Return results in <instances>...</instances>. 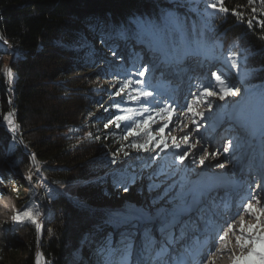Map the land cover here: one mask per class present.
<instances>
[{
	"label": "trees",
	"instance_id": "obj_1",
	"mask_svg": "<svg viewBox=\"0 0 264 264\" xmlns=\"http://www.w3.org/2000/svg\"><path fill=\"white\" fill-rule=\"evenodd\" d=\"M174 2L0 0V37L17 48L12 61L10 53H5V61L11 62L10 67L16 74L10 91L1 69L3 53L0 47V163L4 169L0 171V179L20 180L33 167V152L50 184L84 181L77 187L78 200L60 194L52 197L50 217L43 220L40 239L36 224L31 220L15 222L10 233L13 242L7 246L8 251L0 248L2 263L35 264L39 251L43 264H75L80 255V264L87 258H91L89 264H102L98 254L102 240L106 236L115 237L111 241L116 246L114 241L120 239L121 230L118 232L106 224L110 210L100 207L106 202H118L115 196L127 186L134 173L132 170L137 172L139 166L126 164L117 171L112 170L116 166L111 163L113 154L133 138L123 140L126 134L123 124L121 128L114 125L104 128L116 111L110 108L111 102L121 98L110 95V100L101 103L102 95L111 94L115 89L101 86L100 79L109 80L114 78V73L132 71L134 62L138 67L142 65L146 56L141 50L149 49L137 41L134 21L158 18L161 8L171 7ZM209 2L216 0H184L185 6L178 10L187 21L186 44L197 45L210 57L217 54V46L228 54L237 52L240 69L247 73L239 75L241 86L248 87L239 107L238 116H243L254 99L261 102L258 90L264 88V39H261L264 28L259 23L264 21L261 11L264 5L261 0H254L251 6L248 0H223L230 11L221 13L218 9L207 8ZM252 7L257 8L256 13L251 12ZM233 8L244 13L243 20L232 14ZM253 16V25L249 27L247 21ZM122 31L127 33L128 39L121 38ZM174 40L182 48L180 38L176 36ZM194 40L199 41V45ZM121 42L124 55L120 53ZM136 46L141 48L138 50ZM118 58L128 59V62ZM11 107L18 133H12L1 124ZM104 108L109 111L105 112ZM126 123L131 126L132 122ZM87 133L91 136H86ZM125 150L129 155L118 154V162L135 151ZM165 173L168 172L162 166L153 171L156 177ZM173 182L162 184L160 196H164ZM17 183L16 186L29 187ZM12 187L17 192L15 184ZM0 193H4L1 186ZM91 239L95 245L91 244Z\"/></svg>",
	"mask_w": 264,
	"mask_h": 264
},
{
	"label": "snow or ice",
	"instance_id": "obj_2",
	"mask_svg": "<svg viewBox=\"0 0 264 264\" xmlns=\"http://www.w3.org/2000/svg\"><path fill=\"white\" fill-rule=\"evenodd\" d=\"M253 4L254 0H248L249 6ZM261 4L264 5V0H261ZM184 6V0H175L171 7L161 8L158 18H137L134 21L137 41L145 44L166 64H180L191 54L187 48L182 49L174 40V37L178 36L181 45L186 43L187 21L186 17L178 11ZM207 8L218 9L221 13L230 11L225 7L223 0L209 2ZM231 11L238 20L244 19L243 12L236 8ZM261 11L264 12V8ZM251 12L256 13L257 8L252 7ZM254 19L255 16L248 19L249 27H252ZM259 23L264 28V21ZM192 32L195 36V24L192 26ZM120 36L128 39L126 32L122 31ZM261 39H264V36ZM3 42L9 44L6 39ZM194 42L199 45V41L194 40ZM237 55L235 51L229 52L227 61H230V69L235 70L237 75L246 76L247 73L240 69ZM132 68V71L114 73V77L122 78L114 79L110 85L115 89L110 95L121 99L111 102L110 108L116 111L104 124V128L108 129L109 125L121 128L123 124L126 126L123 140L128 141L129 137L133 138L117 149L111 163H118L116 157L120 153L128 156L126 148L137 152L154 153L155 155L148 157L153 161L160 153L175 149L178 150L172 152L175 161L183 163L191 154L193 163H197L196 153L193 151L197 148L202 153L198 157L199 165H205L209 157L218 159L222 154L210 153L203 143V138L200 137L201 122L207 118L205 109L207 112L214 110V101L210 98L215 97L219 101H225L226 97L239 95L240 89L229 84L222 73L213 71L210 77L214 79V85L197 82L195 85L197 91L190 92L192 99L185 100L184 105H178L170 98L157 99L161 93L156 86L145 79L146 72L151 69L150 64H142L138 67L134 62ZM4 75L9 81L13 78V72L8 67H5ZM258 93L261 98L259 127L250 126L240 117H233L239 125L240 132L235 138L228 140L223 154L241 149L245 144L251 148L252 141L257 135L261 151L264 153V88H260ZM129 104L136 107L127 106ZM104 111L108 112L109 108H104ZM145 113L148 115L145 116ZM11 116L12 113H8L3 119L8 123L10 130L15 132L16 125ZM136 117L141 118L136 119ZM174 117H176L175 121ZM126 122H132L131 126H128ZM174 122L182 133L179 137L171 135L173 129L169 128V124ZM154 124L157 127L153 131ZM86 136L90 137L91 133H87ZM140 137L143 138L137 139ZM193 138H196L195 143H191ZM182 144L186 147H182ZM215 166L223 168L224 164L217 163ZM261 169L260 182L255 189L249 185L247 195L242 198L240 204L233 201L229 206L228 201L223 199L217 203L210 197L213 185H193L187 176H184L169 185L164 196L158 195L148 205L138 207L129 204L123 210L109 213L106 224L122 231L119 232L120 239L116 246H113L110 236L102 240L98 248L102 264H130V256L134 252L133 244L137 235H139V246L136 250L139 257L137 264H216V260L225 255L229 264H264V160H262ZM37 171H39L38 167ZM165 174L173 175L171 172ZM25 178L31 181V173ZM2 183L4 181L0 179V184ZM149 188L155 189L157 185L151 184ZM123 190L129 191L127 186H124ZM244 199L247 202H243ZM221 205L224 211L221 210ZM232 208H235L236 212L225 219V212L231 213ZM241 208L243 214L240 213ZM39 215V212L33 214L31 211L18 210L13 214L12 220L14 222L31 220L36 224V230L39 233L40 225L36 221ZM245 216L250 217L251 221L246 223ZM218 218L223 219L224 224H221ZM229 220L231 222H228ZM154 233H158L159 238ZM205 252L210 253L207 260H204ZM41 260V254L37 252L36 264H41Z\"/></svg>",
	"mask_w": 264,
	"mask_h": 264
},
{
	"label": "rangeland",
	"instance_id": "obj_3",
	"mask_svg": "<svg viewBox=\"0 0 264 264\" xmlns=\"http://www.w3.org/2000/svg\"><path fill=\"white\" fill-rule=\"evenodd\" d=\"M0 47L2 48V73L4 75V69L5 67L8 66V68L11 69L10 67V63L8 60L5 61V51H3V49H8L11 51V55L14 54L15 51V56L17 53V48L14 47L12 49H10L9 44H4L3 39H0ZM137 47V46H136ZM120 53L122 55H124L125 51H124V47L123 44L121 42L120 45ZM141 48V46H138L137 49L139 50ZM183 48H187L188 51L190 52V48L188 46H183ZM228 48V47H227ZM13 50V51H12ZM222 47L217 46V54L215 55V58L212 59L213 62H207L209 60H199V57H196L195 60L198 61L197 64V69H202L204 67L207 68L206 70V74L208 73L209 69H214L217 68V66L219 67V65L217 64V62H221L223 66H221V68L226 72L224 74V72L222 73L224 75V77H226L227 81L229 84L235 85L238 89H240V93L239 95H237L236 97H226L225 101H219L217 98L212 97L210 99H212L214 101V110L212 112H207L206 111V116L207 119L205 121L202 122V127L200 129V137L203 138V143L208 147V150L210 153H224V147L226 146L225 143H227L228 141H226L227 139H231L230 137H227L229 134H233L234 137H236V135H238V133L240 132V128L239 125L237 124V121L235 119H233V117H236L235 114H233V110L238 109L241 106L243 100H242V96H243V92L248 89V87L246 86H241V78L239 77V75H237L235 70H231L230 69V61H227V57H228V53L227 50L225 52H222ZM194 51L196 52V47H194ZM142 53L145 54V61H143L141 64H150L151 65V69L149 72L146 73V80L156 86V88H161L158 91L159 93H161L160 96L157 97V99H162V98H167L164 97V93L163 90L166 91V89L170 88L169 86V82L172 80L171 78L176 77L178 79H180L181 77V73L179 71H177L176 73H170L169 75L163 76L164 80L162 83L160 84H156V77L158 76V74H162L164 75L163 69H162V65H164L163 61L159 58V56H154V54L150 51V50H141ZM201 53V52H200ZM203 54V53H201ZM154 56V58H153ZM188 59H193L192 57H187ZM116 59V58H114ZM120 61H124V63L128 62V59H122V58H118ZM238 61H240V59L237 58ZM12 61V59H11ZM7 64V66H6ZM166 64V63H165ZM168 65V64H166ZM184 65L182 63H180V67H183ZM177 67V66H176ZM11 71L13 72V78L11 81L8 80L7 77H5L7 83L10 85H13L15 82V78H16V74L15 72L11 69ZM191 71V70H190ZM215 70L210 71L213 72ZM189 72V71H188ZM217 72V70L215 71ZM221 73V72H218ZM171 76V77H168ZM114 79H117V77H114L112 79H100V85L101 86H105L108 88H112L110 85L114 82ZM245 79V78H244ZM170 80V81H169ZM175 84H177V86L179 85L176 81ZM202 82L205 84L211 83L212 85L215 84L214 79H212L210 76L209 78H203ZM186 89H188L186 87ZM216 91H218V89H215ZM11 91V89H10ZM189 92H191V89L188 90ZM107 92V91H105ZM102 100L100 101L101 103L106 102L108 100L111 99L110 97V93H104L102 95ZM176 96V92L174 91H169V97H175ZM171 100H174L173 98H170ZM183 100H181L178 105H184L185 100H190L192 99V97H185L182 98ZM177 103V100H174ZM10 103H12L11 99L9 100ZM257 99H254L252 104L249 106V111L246 113V117L243 119L245 122L249 123L250 126L253 125L255 126H259L260 121L259 118L261 116V102ZM186 106V105H185ZM257 109H255V107H257ZM11 110L9 113H11ZM14 113V112H13ZM12 121H14L13 116H11ZM173 119H176V117H174ZM217 120L215 122H213V120ZM2 123H5V127L6 129L10 130L8 123L3 119ZM14 124L16 125L15 121ZM226 124V125H225ZM170 126V124H169ZM157 125H153L152 129L153 131L156 129ZM223 127V128H222ZM218 128V129H217ZM170 129H173L171 132L172 136H178V134L180 133V131L178 130L177 125H175L174 127H171ZM222 131L224 132V135L222 136V138L220 137V140L217 139V137L219 136V132L218 131ZM11 131V130H10ZM168 130L166 129V132ZM12 133H18V126H16V131ZM217 132V134H216ZM214 133V134H212ZM232 135V136H233ZM227 138V139H226ZM214 139V141L212 140ZM196 138H193L191 140V143H195ZM218 141L220 142L218 144ZM258 143L260 144L259 141V136L257 135L256 138L252 141V144ZM225 145V146H224ZM247 145V144H245ZM11 146V145H10ZM10 146L8 147V150L10 148ZM185 146L182 144V147ZM186 147V146H185ZM221 149L222 151L218 152V149ZM28 150V149H27ZM173 151H178V150H170L166 153H160L159 156H157L156 160H149L148 157L150 155H155L154 153L150 154V153H145V152H137V151H131L130 156L124 160H120L118 162V164H116V166L112 169L117 171L119 168H122L123 166L125 167L126 164H134L139 166L138 171L136 172V170H132V172H134L131 176H130V180L127 183V187L129 189L128 192H125L124 190H119L118 194L115 196V199L118 200V202H106L104 203L100 208L104 211H109L110 213L115 212L117 210H123L126 205L129 204H134L136 206H141V205H148L149 204V200L150 197H156V196H160L161 193L160 188L162 187V184H169L170 181H178L180 180L181 177L187 176V178L191 181L194 182V180L196 181L193 185L197 184L201 182L200 185L202 184H211L213 185V188L211 192H214L215 189H217V185H220V187L218 188L219 190L221 189H228L227 187H225V184L230 185L231 183H236V181H232V178H236L235 177V166H230L228 169L227 164L224 163V159L220 158L219 156V160L217 162H214L213 157H209L208 159H206L205 161V165H199L198 163V157L199 155H201L202 153L199 152H195L196 153V157H197V163H193V159L191 154L189 155V157H186L185 160L183 161V163L179 162V161H175L174 157L172 155ZM235 152V151H234ZM238 154V153H237ZM232 159L236 157V155L232 156ZM231 159V160H232ZM238 161V160H237ZM236 161V162H237ZM213 162V166L211 164L210 167L207 168L208 165H210V163ZM217 163H223L224 167L220 168V167H216L215 165H217ZM31 164L33 165L32 168H29L28 171L26 172L25 175H22V178L20 180H15V181H9V180H3L4 183L0 184V186L2 187L4 193L2 194L3 196V202H6L8 204V210L9 211H5L3 212L0 209V248L3 249L4 251H8L7 246L12 244V240L10 239V233L14 230L15 228V222L12 220V216L13 214H15L18 210L20 211H31L33 214H35L36 212H39L40 215L38 217H36V221L37 223H39L40 225V231L38 234L39 239L41 238L42 235V224H43V220L44 218L48 217V212H50L51 210V199L53 196H56V194H60L63 195L66 198H70L73 200H78V196L76 195L77 192V187L82 184L84 181H74V182H70V183H66L62 186H66V190L64 193H61L60 191H56V189H54V186H52L48 181L47 178H44L41 173V165L39 164V162L36 160V158L34 157V153L32 152V159H31ZM157 166H162L168 173L171 172L173 173L172 177H168L167 175H161L159 177L154 176L155 174H153V171L155 170V168ZM37 167L39 168V171H37ZM226 168V169H224ZM137 169V168H136ZM3 170V165L2 163H0V171ZM112 172V171H111ZM136 172V173H135ZM29 173H31L32 175V180L29 181L28 179H26L25 177L29 175ZM199 174V175H198ZM153 176L156 178H153ZM13 178L17 179V176H12ZM168 177V178H167ZM167 178V179H166ZM223 178H229L228 181H230L231 183H229L226 179ZM199 179V180H198ZM238 179V178H237ZM17 182L21 183V184H28L29 187H24L22 188L20 185L16 186V184H18ZM157 184H156V183ZM12 184H15V189L17 192H14L15 190L12 187ZM151 184H156L157 188L155 189H150L149 185ZM170 194V193H169ZM174 194V193H172ZM161 203H163V201H161ZM50 217V216H49ZM48 217V218H49ZM236 219H239V217L237 216ZM248 222L251 221L250 217H247ZM112 230V229H111ZM116 230V229H114ZM118 232L119 230L122 231V229H117ZM37 231V230H36ZM113 232V230H112ZM118 232L116 233V235L118 234ZM157 234V233H154ZM115 235V236H116ZM119 235V234H118ZM115 237H112L111 240H114ZM92 240V239H91ZM119 240L115 239V245L118 243ZM92 245H95L94 240H92L91 242ZM135 244V242H134ZM39 252V251H38ZM40 253V252H39ZM82 254L84 253V251L82 250L81 252ZM37 254V253H36ZM41 254V253H40ZM42 257V256H41ZM208 258V257H207ZM81 255L78 256L75 259V264H80L79 262L81 261ZM90 259L91 258H87L83 260L84 264H89L90 263ZM226 262L224 264H229V260L226 256ZM136 259L133 258L132 262H134ZM3 259H0V264H9V262H4L2 263ZM35 264H36V259H35ZM41 264H43V261L41 260Z\"/></svg>",
	"mask_w": 264,
	"mask_h": 264
},
{
	"label": "bare ground",
	"instance_id": "obj_4",
	"mask_svg": "<svg viewBox=\"0 0 264 264\" xmlns=\"http://www.w3.org/2000/svg\"><path fill=\"white\" fill-rule=\"evenodd\" d=\"M4 41V40H3ZM13 48V46L12 47H10V49H12ZM2 49V48H1ZM3 51H5V53H11V51L10 50H8V49H3ZM13 51V50H12ZM15 56V51H14V54H10V58L12 59L13 57ZM186 60L187 61H191V62H193L195 65L194 66H191V68H186ZM201 60H205V59H202V58H200L199 57V60L198 61H201ZM198 61H196L194 58L193 59H188V58H184L183 59V61L181 62L184 66L183 67H180V64H175V63H172V64H168V65H166L165 63H163L164 65H162V69H163V72H164V75H162V74H158V76L156 77V84H160V83H162L163 82V80H164V77L163 76H166V75H169L170 73H176L177 71H179L180 73H181V76H183V75H185V74H187V70H191V71H195V72H202V74L201 75H203V73H206V70H207V68L206 67H204V68H202V69H197V64H198ZM206 61V60H205ZM6 66H7V64H6ZM177 66V67H176ZM8 67V66H7ZM220 67V66H219ZM187 69V70H186ZM177 70V71H176ZM168 77H171V76H168ZM172 80L171 81H176L179 85L177 86L178 87V89L179 90H181L182 89V87H183V80H184V78H182V77H180V79H178V78H176V77H173V78H171ZM169 82V85H170V87H172L173 86V84H172V82ZM187 87V86H186ZM186 87L184 86L183 87V90L180 92V100H179V102L181 101V100H183L182 98H185V94L187 93V91H188V89H186ZM178 102V103H179ZM207 119V118H206ZM205 119V120H206ZM176 119H174V121H175ZM204 120V121H205ZM203 122V121H202ZM201 122V123H202ZM13 123H14V121H13ZM176 125V123L174 122V123H171L170 124V126H169V128H171V127H174ZM226 125V124H225ZM17 126V125H16ZM251 126H253V125H251ZM190 127H191V125H190ZM223 128V127H222ZM218 129V128H217ZM219 132V136L217 137V139L218 140H220V137L222 138V136L224 135V132H222V131H218ZM226 133V132H225ZM212 134H214V133H212ZM216 134H217V132H216ZM239 134V133H238ZM182 135V133L180 132L179 134H178V136L177 137H179V136H181ZM233 135V134H232ZM237 136V135H236ZM227 137H229V136H227ZM232 138V137H231ZM227 139V138H226ZM213 141H214V139H212ZM226 141H228V139L226 140ZM260 141V140H259ZM220 142L218 141V144H219ZM183 147H185V146H183ZM193 151H195V152H199V150H198V148L197 149H194ZM235 151V152H234ZM234 151H232V156H234V155H239L240 156V158H241V161L242 162H250V163H254L253 161L254 160H256V159H259L260 158V156L261 155H263L264 153H262V151H261V145L260 144H258V143H255V144H252V146H251V148H249V146L248 145H245L243 148H241V149H237V150H234ZM238 153V154H237ZM220 157H222V156H220ZM230 158H231V156H230ZM240 158H238V160H240ZM219 160V157H218V159L217 158H215L214 159V162H217ZM211 164H212V166H213V162L212 163H210V165H208L207 166V168L208 167H210L211 166ZM42 174V173H41ZM43 175V174H42ZM44 177V176H43ZM45 178V177H44ZM52 185V184H51ZM52 186H54V189H56V191L58 192V191H60L61 193H64L65 192V190H66V186H62V185H52ZM213 191V190H212ZM214 194H220V190L217 188V189H215L214 190V192H210V196H213ZM225 196V195H224ZM4 198H1L0 197V205L2 204V206H0V209L3 211V212H5V211H9L8 209V204L6 203V202H3L2 200H3ZM247 219V216H245V220ZM238 220V219H237ZM155 235H157V238H159L158 237V233L157 234H155ZM138 246H139V235H137V237H136V241H135V244H133V249H134V252H133V254L130 256V264H137V261H138V252L136 251L137 250V248H138ZM213 250H214V248H213ZM38 252V251H37ZM133 258H135L136 260L134 261V262H132V259ZM36 259V258H35ZM208 258L207 257H204V260H207ZM226 255L225 256H222V257H220V258H218L217 260H216V264H224L225 262H226Z\"/></svg>",
	"mask_w": 264,
	"mask_h": 264
},
{
	"label": "water",
	"instance_id": "obj_5",
	"mask_svg": "<svg viewBox=\"0 0 264 264\" xmlns=\"http://www.w3.org/2000/svg\"><path fill=\"white\" fill-rule=\"evenodd\" d=\"M11 47H12V46H11ZM13 85H14V84H13ZM13 85H10L9 88L12 89V88H13ZM11 101H12V103H13V100H12V99H11ZM11 113H12L13 119H14L16 125H17L16 118H15V115H14L13 111H11ZM1 124H2V125H5V123H2V122H1Z\"/></svg>",
	"mask_w": 264,
	"mask_h": 264
}]
</instances>
